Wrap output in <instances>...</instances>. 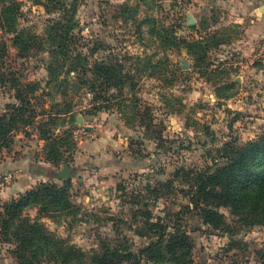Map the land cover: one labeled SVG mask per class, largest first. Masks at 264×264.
<instances>
[{
  "label": "rangeland",
  "instance_id": "1",
  "mask_svg": "<svg viewBox=\"0 0 264 264\" xmlns=\"http://www.w3.org/2000/svg\"><path fill=\"white\" fill-rule=\"evenodd\" d=\"M7 1L0 0V13ZM242 1L248 0H64V13H50L48 0H14V29L30 48L21 57L12 26L0 18V114L21 105L16 86L28 92L32 85L38 91L27 97L38 118L16 124L9 145L0 147V212L43 184L68 185L71 204L69 210L33 205L23 211L57 244L39 252L34 264H93L107 246H129L137 254L159 244L149 221L171 233L178 225L187 230L194 242L191 264H264V226H247L222 208L227 224L217 230L186 208L189 171L221 160L226 143L264 136V31L248 33L255 19ZM73 14L76 49L89 64L111 61L133 78L122 89L98 81L97 104L87 82L67 75L69 67L60 68L62 59L45 45L51 22ZM175 36L208 45L206 55L198 61V54L176 46ZM50 65L62 71L58 82L49 83ZM69 77L74 80L65 82ZM101 133L108 135V151L94 153ZM29 141L36 142L32 152ZM28 160L51 165L53 175L23 194H9L18 175L12 166ZM64 164L69 179L56 176ZM17 246L0 229V264H20ZM157 248L165 252L163 244ZM152 257L151 251L141 264H170Z\"/></svg>",
  "mask_w": 264,
  "mask_h": 264
},
{
  "label": "trees",
  "instance_id": "2",
  "mask_svg": "<svg viewBox=\"0 0 264 264\" xmlns=\"http://www.w3.org/2000/svg\"><path fill=\"white\" fill-rule=\"evenodd\" d=\"M64 0H48L45 8L50 13H64ZM18 7L14 0L7 1L0 18L4 19L12 26L11 30L15 36L12 39L14 46L18 49L21 57H25L29 52L30 45L23 33L14 29L16 23L15 16ZM76 11V6L72 7ZM5 17H3L2 15ZM75 14V12H74ZM72 16L53 21L50 24L45 45L52 55L62 59L63 64L60 68L68 66L66 74L75 75L76 80L86 81L91 92L95 93L94 101L97 104L99 97L96 93L97 82H102V86L110 89L113 86L124 88L127 81L133 78L124 73L125 68L113 62H97L92 66L89 58L84 53L76 49L77 40L74 30L77 23ZM172 37V36H171ZM162 43H171L166 35L157 36ZM175 40L176 36L173 37ZM176 46L186 47L191 54H198V61L205 56L208 45H203L201 41H188L178 38ZM44 45V44H43ZM49 83L58 82L61 72L50 65ZM67 78L64 81L70 82ZM17 88V99L20 106L8 107L9 113L0 114V147L8 146L9 135L16 124L25 122L33 123L38 114L35 108L31 107L27 97L29 93L38 91V87L30 86L28 92ZM26 113H30L28 120L25 119ZM45 116L46 113H43ZM50 121L56 120L55 116L49 115ZM47 136V135H45ZM97 140L98 144H105L103 137ZM96 142V143H97ZM31 147L35 141L31 142ZM221 160L215 161L204 170L189 171L187 177L191 184L188 193L189 206L186 207L189 216L199 219L202 225L221 229L226 226L225 215L221 213L222 208H228L234 217L240 218L247 226H264V136L248 141L242 145L226 143L219 150ZM33 205H39L41 211L48 212L50 208L59 210H69V192L67 187L59 188L53 184H43L36 189L26 192L19 200H14L3 207L0 212L1 234L6 239H14L17 242V254L20 264H34V259L39 252L48 253L57 246L56 241L46 233L38 223H33L30 219L22 217L23 211ZM181 213H179L180 217ZM150 222V221H149ZM147 223L149 229L159 232V244L151 243L148 247L141 249L137 254L131 251L129 246L109 247L102 249V252L93 256V264H141V259L152 251L156 259L167 258L170 264H191L193 239L182 226L173 228L174 232L169 231L170 227L160 223ZM163 244L165 252L160 247ZM155 245V246H154ZM153 249V250H152ZM86 257L85 254L79 251ZM164 253V254H162ZM74 256V255H72ZM71 258V257H70ZM68 262H71V259ZM162 263V262H161ZM156 264H160L157 262Z\"/></svg>",
  "mask_w": 264,
  "mask_h": 264
},
{
  "label": "crops",
  "instance_id": "3",
  "mask_svg": "<svg viewBox=\"0 0 264 264\" xmlns=\"http://www.w3.org/2000/svg\"><path fill=\"white\" fill-rule=\"evenodd\" d=\"M244 6L251 5L252 9L250 12V16H252L255 20L253 21L254 26L252 29L248 31L249 34L255 33V36H262V32L264 31V0H248V1H242L241 3ZM244 51V52H250ZM106 133H101V135H105ZM102 136V138L107 137ZM36 143V142H35ZM29 144L30 152L33 151L34 147H31V144ZM98 144V142L96 143ZM107 141H105V144L103 145L98 144L96 147H93L94 153H100L101 151H108ZM12 170H14L15 173L18 174L17 177H15L14 182L10 187H8V193L12 194L14 196L20 195L26 192L29 188L32 187L34 182H37L38 178H45V177H51L53 175V169L51 165L43 164V163H34L31 160H28L23 163H14L12 166ZM36 178V179H35ZM36 181H35V180ZM40 180V179H38ZM2 254L1 248H0V255Z\"/></svg>",
  "mask_w": 264,
  "mask_h": 264
},
{
  "label": "water",
  "instance_id": "4",
  "mask_svg": "<svg viewBox=\"0 0 264 264\" xmlns=\"http://www.w3.org/2000/svg\"><path fill=\"white\" fill-rule=\"evenodd\" d=\"M190 23L193 24L194 22L191 20ZM77 122L80 123V124L83 123L82 117H79ZM56 176L59 179H69V178H71L72 177V172H71L70 166L68 164H64L62 171L57 173Z\"/></svg>",
  "mask_w": 264,
  "mask_h": 264
},
{
  "label": "built area",
  "instance_id": "5",
  "mask_svg": "<svg viewBox=\"0 0 264 264\" xmlns=\"http://www.w3.org/2000/svg\"><path fill=\"white\" fill-rule=\"evenodd\" d=\"M7 180H10L12 178V174H10L8 177H6Z\"/></svg>",
  "mask_w": 264,
  "mask_h": 264
}]
</instances>
